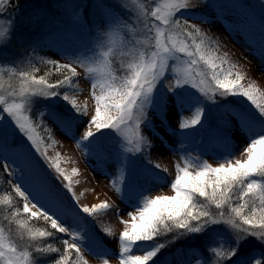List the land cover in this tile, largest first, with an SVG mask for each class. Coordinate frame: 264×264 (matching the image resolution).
Here are the masks:
<instances>
[{"label":"snow or ice","instance_id":"6c2138e0","mask_svg":"<svg viewBox=\"0 0 264 264\" xmlns=\"http://www.w3.org/2000/svg\"><path fill=\"white\" fill-rule=\"evenodd\" d=\"M192 4L193 0H160L154 5L145 0H131V5H134L132 7L129 0H114L110 27L97 37V45L103 49L106 44L114 45L118 34L133 33L125 45H130L129 51L121 53L132 57L123 76H118L112 69L109 59L113 54L111 46L100 51L99 58L95 60L76 57L63 65L50 59L46 61L57 69H67L71 77L78 75L72 65L79 63L86 73L93 77L91 88L95 101L94 115L87 122L88 130L83 133L82 140L72 136L77 147H87L89 154L95 152L103 158L106 155L103 137L109 131L118 137L119 156L116 161V174L111 177V185L122 200L126 190L134 197L130 201L133 211L126 213L130 222L120 216L119 210L116 212L124 225L117 241L118 253L114 255L119 264H162L161 253L166 244L158 241V237L172 232L183 235L204 233L210 228L215 231L213 226L220 224L234 230L233 238L219 239L210 245L204 254V264H264V249L259 256H252L243 249L249 237L264 246V93L254 84L243 85V77L238 73L233 74L232 66L222 68L221 65L227 63L226 58L214 55L217 49L195 24L185 17L177 16V13L190 10ZM261 6L264 7V3ZM8 8L18 14V0H0V15ZM79 8L81 10L75 11L77 17L83 15V6ZM117 10L127 13V18L117 14ZM149 17L158 23L150 22ZM14 23V18L0 20V43L11 39ZM137 31L145 33L143 39L135 37ZM181 57L187 59L181 61ZM177 61H180L182 67H177ZM201 62L204 68L199 67ZM170 66L174 71V84L169 83V86L160 92L159 87L166 81ZM9 73L15 74V69H9ZM19 76L22 83L16 91L0 74V141L6 140L5 124H10L48 162L45 153L41 151L43 141L37 134V128L42 127L49 134V139H52L51 129L47 127L43 117L48 115L54 123L66 130V134L71 135L74 118L87 115V108L80 107L73 99L70 101L71 116L61 117L55 113L40 112L38 118H34L30 115L33 98L55 99L60 95L68 102L67 92L61 94L49 90L65 83L75 87L76 82L65 77L56 83H50L43 76L37 78L24 71L20 72ZM186 88L189 91H185ZM191 90H195L197 95L192 96ZM169 93L175 98L181 130L197 126L203 128L206 119L205 103L217 104V96L224 99L229 96L243 97L254 107L256 115L244 110L235 111L227 104L220 105L218 110L229 113L233 121H222L223 128H218L217 134L227 147L232 138L229 130L234 122L235 128L246 140L241 149V156L246 158L234 159L233 153L226 152L220 158L218 166H212L201 159L190 160L182 157L183 166L180 163L175 164V178L170 182L174 195L152 197L146 191H132L129 184V165L132 156L148 152L153 147L151 139L144 134L143 129L159 136L149 118V110L162 117L160 124L168 128ZM185 109L193 113L190 119L185 118ZM93 127L95 132L92 131ZM170 131L175 133L174 128ZM0 163H3L5 171H8L7 159L0 158ZM49 167L54 168L58 175H64L58 162H49ZM155 167L160 168V165ZM15 171L13 168L9 174H15ZM162 171L166 172L167 169ZM64 179L67 181L69 177L64 176ZM158 179L166 178L160 176ZM32 180L37 188L46 190L44 177L39 172L34 174ZM64 187L69 193L72 192L70 183ZM15 192L24 198V213L30 212L31 205L37 209V212L30 213L31 216L39 213L45 221L50 222L51 229L68 233L71 240L63 239L62 252L52 243L32 244L30 242L37 241L38 237H53L54 233L33 231L26 227L24 222H18L19 227L24 230L19 234L20 241L24 242L25 235L28 241L24 242L21 248L5 234L3 228H0V264H88L82 254V248L100 259L102 264H109L105 249L99 244H85L86 237L78 228L64 224L59 215L38 203L22 185L17 184ZM47 195L55 204L60 194L51 191ZM234 197L241 203L233 204ZM12 203L8 195L0 198V204L11 206ZM212 206L219 210L218 213L210 211ZM110 207L104 202L91 209L84 207L81 211L92 216L93 213L107 211ZM225 208L228 209L227 212ZM18 213L19 209L13 215ZM192 221L197 223L194 225ZM105 232L109 236L113 235L111 229H106ZM154 241L156 242L153 243ZM29 247L34 248L35 253L41 256H34L33 252L28 250ZM49 253L59 255L49 260L45 255ZM208 253L213 255L209 257ZM180 264H183V261ZM196 264H201V261L197 260Z\"/></svg>","mask_w":264,"mask_h":264},{"label":"rangeland","instance_id":"374dc122","mask_svg":"<svg viewBox=\"0 0 264 264\" xmlns=\"http://www.w3.org/2000/svg\"><path fill=\"white\" fill-rule=\"evenodd\" d=\"M243 1H246L248 7L238 0H193L191 9L177 13V16L185 17L190 23L195 24L217 49L214 55L226 58L227 63L221 65L222 68L227 69L232 66L233 74L238 73L243 77L241 81L243 85L254 84L261 93H264V19H262L264 7L261 6L264 0ZM145 2L154 5L160 0H145ZM18 3V14L8 8L4 14L0 15V20L7 21L12 18L15 20L11 39L0 43V74L3 75L5 81L13 85L14 90H19L22 78L16 71L15 74L9 73V69H12L11 64L17 63L25 66L22 62L24 59L12 62V58L15 57L14 44L29 40H31V44L27 47L30 52L25 51L23 52L24 55L33 53L37 58L36 60L40 62L46 63L50 59L60 65L69 63L76 57L95 60L99 58L100 51L107 50V47L111 46L113 47V54L109 59L113 71L118 76H123L126 73V65L132 57L121 53L129 51L130 45H125L132 38L133 33L118 34L115 37V44H106L103 49L98 48L97 45V37L110 27L112 9L115 6L114 0H18ZM129 5L134 7L131 5V0H129ZM79 6H83V15L77 17L75 11L81 10ZM117 14L125 18L128 15L123 10H117ZM29 16L35 17L34 19L37 20L36 23H33V29L37 32L32 37L33 29H29L26 33L20 31L23 25H27L25 19ZM149 21L158 23L153 21L151 17H149ZM134 35L138 39H143L145 33L137 31ZM185 59L187 58L181 57V61ZM28 61L30 62L29 58ZM176 65L182 67L180 61H177ZM72 66L78 75L71 77V73L68 72L69 75L66 77L76 82L75 87L65 83L49 90L61 94L67 92L69 101L65 102L60 95L55 99L33 98L30 115L38 118L40 112H47L58 114L61 117L71 116L70 101L73 99L80 107L86 106L87 115L74 118L75 122L71 135L66 134V130H63L58 123H54L48 115L43 117L47 127L51 129L52 139H49V134L42 127L37 128V134L43 141L41 151L45 153L48 162L31 147L30 142H27L18 133V130L6 123L7 138L0 141V158H6L9 167L8 171H5L3 163H0L3 169L2 181L6 187L10 188V192L16 195L22 204V208L25 201L15 192L17 184L27 189L31 196L50 212L59 215L64 224L78 228L86 237L85 244L93 246L99 244L105 249L109 257V264H119L118 258H114V255L118 253L117 241L120 232L124 230V225L120 222L116 212L119 210L120 216L130 222V217L126 213L133 211L130 201L134 197L126 190L122 200L120 194L111 185V177L116 174V161L119 156L118 137L111 134L110 131L103 137L104 153L106 154L103 158L95 152L89 154L87 147L78 148L72 138L74 135L82 140L83 133L88 130L87 122L94 115L95 110L91 88L93 77L86 73L85 68L79 63H74ZM199 67L204 68L202 62ZM10 75L11 80H9ZM8 83L5 84V87L8 86ZM169 83L174 84V71L171 66L168 77L166 81L161 83L159 91L163 92ZM98 91L99 89H97ZM185 91H189V89L186 88ZM191 95H197L195 90H191ZM216 99L222 100L220 105L227 104L235 111L241 109L256 115L254 107L243 97L229 96L227 99H221L218 96ZM212 105L205 103V117H211L207 129L197 126L196 128L181 130L175 98L170 93L167 112L168 128L160 124L159 121L162 117L156 116L154 112L149 110V118L153 121L159 136L153 135L148 129H143L144 134L151 139L153 147L148 152L131 157L129 184L133 192L146 191L152 197L156 195L173 196L174 192L170 188V182L175 178V164L180 163L183 166L182 157H187L190 160L201 159L212 166H218L220 158L226 152L233 153L234 159L246 158L241 156V149L245 146L246 140L235 128L234 122L229 130V135L232 138L227 147L217 134V129L223 128L222 121H233V117L227 112L219 111L220 105H216L215 108ZM235 106L238 109H235ZM183 114L185 118L190 119L193 113L185 109ZM173 128L175 133L170 131ZM92 131L95 132L94 127ZM207 131L210 134L207 135L206 140H202ZM84 143L87 144V142ZM49 162H58L64 175H58L54 168L49 167ZM157 164L160 165V168L155 167ZM13 168L16 169L15 174L10 175L9 173ZM162 169H167V171H162ZM36 172L44 177L46 190H40L33 184L32 178ZM64 176L69 177V180L66 181ZM160 176L166 179H158ZM69 183L72 186L71 193L64 187ZM51 191H57L60 194L55 204L47 195ZM104 202L111 206L107 211L100 210L93 213L92 216L81 211L84 207L91 209ZM239 203L241 201L237 198L233 199V204ZM29 209V213L23 212L27 218L42 217L39 213L36 216H31L30 213L37 212V209L32 208L31 205H29ZM225 211L227 212L228 209L226 208ZM2 212H4V208L2 209L0 206V213ZM45 222L47 226L51 227L49 221ZM45 224H41L40 227L49 228ZM0 228L5 230V234L16 242L18 247L22 248L23 243L28 242L27 235H25L24 242L20 241L19 234L24 230L13 226L12 222L5 220L1 215ZM213 228L215 231L210 228L204 232L210 242L209 246L219 239L231 240L233 238L234 234L221 224L213 226ZM106 229H111L113 235H107ZM53 233L54 236L51 240L53 239L57 246L63 250V239L71 240V237L68 233H59L55 230ZM43 242L46 241L38 237L37 241L30 243L42 244ZM243 249L252 256H259L264 246L253 240L249 245L244 244ZM201 251L203 253V249ZM201 251L196 246L174 249L171 253L163 251L161 253L162 264H180L181 261L183 264H196L197 260L204 264L205 258L199 256ZM32 252L36 257L41 256V254H36L34 250ZM82 254L88 264H102L100 259L84 248H82Z\"/></svg>","mask_w":264,"mask_h":264},{"label":"trees","instance_id":"16d2710c","mask_svg":"<svg viewBox=\"0 0 264 264\" xmlns=\"http://www.w3.org/2000/svg\"><path fill=\"white\" fill-rule=\"evenodd\" d=\"M243 2L247 7V3L246 1L243 0H238ZM77 6V5H76ZM35 17H31L29 16V18L25 19V22L27 20V25L23 27H21V32H27L29 29H33L34 28V22L36 23L37 20L34 19ZM32 19V20H31ZM262 19H264V17L262 16ZM55 21V20H53ZM37 32L33 29V32L31 34L32 35ZM31 44V40L26 41V42H22V43H17L14 44V58H12V62H17L19 60H23L22 62L25 64L21 65V64H11L12 69H15V71L17 73H20L22 71L24 72H28L30 73V75L35 76L37 78L43 76L46 80H48L50 83H56L58 80H62L63 78H65L66 76H68V71L66 69H57L54 65H50L48 63H44V62H40L39 60H36L37 58L35 57V54L31 53L30 55H24L23 52L28 51L30 52V49H28V45L30 46ZM29 58L30 62H27V59ZM25 61V62H24ZM218 97V96H217ZM216 97V98H217ZM223 99V98H221ZM218 103L217 104H213L212 107L216 105H220L222 102V100H217ZM232 104H235L233 102H229ZM238 107H240L239 105H237ZM242 108V107H240ZM210 116V115H209ZM205 122H204V126L207 129L208 125L210 124V119L211 117H205ZM209 120V121H208ZM210 134V132H205L202 140L207 137V135ZM205 136V137H204ZM3 169L1 167L0 164V198H2L5 195H8L11 199H12V205L9 206L7 204H0V206L2 207V209L4 208V212L0 213V215L5 219V220H9L10 222H12L13 226H17L19 227L18 222H24L26 227L31 228L33 231H38V230H44V231H49L53 232L54 230L51 229V227L48 225H46L43 217H38V218H32L29 219L26 216L23 215V208H22V204L20 203V201L18 200V198L16 197L15 194H13L12 192H10V188L6 187V185L3 184L2 178H3ZM9 191V192H8ZM198 200H201V198L197 197ZM236 198L234 197V200ZM247 199V198H245ZM201 202H203L201 200ZM17 209H19V213L16 215H13L14 213H16ZM226 210V208H225ZM210 211L214 212V213H218L219 210L215 209L214 206H212L210 208ZM247 211V210H246ZM192 224H196L197 221H192ZM41 224H45L46 227L49 228H42L40 227ZM224 228L230 230L233 234H234V230L230 229L229 226L221 224ZM21 230V228H20ZM179 232H183V230H179ZM173 237H175V239H173ZM42 240H45L46 242L42 243L44 245L48 244V243H52L53 246L58 247L57 243L54 242V240L52 241L51 238L52 237H39ZM48 238V241H47ZM208 237L204 234V233H199V234H183L180 235L178 232H172V233H167V234H163L160 237L157 238L158 241L160 242H164L166 244V247L162 250L168 253H171L174 249H179V248H184L187 246H196L199 247L200 251L201 249H203V253H202V257L205 258L204 254L207 252L206 250L209 247V240L207 239ZM51 240V241H49ZM255 240V239H253ZM252 238L249 237L247 239V241L244 243L245 245H249L250 243L253 242ZM156 241H154L153 243H155ZM59 248V247H58ZM29 250H34L29 249ZM62 251V250H61ZM37 254V253H36ZM59 254V253H58ZM58 254H45L47 256V259L51 260L54 256H58ZM213 254L208 253V256L211 257ZM205 260V259H204Z\"/></svg>","mask_w":264,"mask_h":264}]
</instances>
